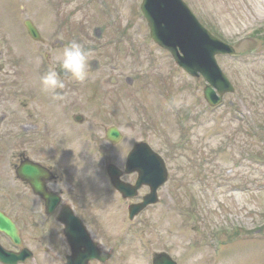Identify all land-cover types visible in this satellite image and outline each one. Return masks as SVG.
Returning a JSON list of instances; mask_svg holds the SVG:
<instances>
[{
	"label": "rangeland",
	"instance_id": "1",
	"mask_svg": "<svg viewBox=\"0 0 264 264\" xmlns=\"http://www.w3.org/2000/svg\"><path fill=\"white\" fill-rule=\"evenodd\" d=\"M185 1L195 9V12L202 13L204 17L210 19L224 38L228 39L230 36L231 42L236 41V37L240 36L245 28L252 27L256 23L258 24V22L264 20V0ZM134 2L135 0H129L127 6L124 4V9L117 16V19H114L112 25L113 29L116 31L115 35L107 28L109 34L104 33L102 36H99L94 34V31L89 28L83 39V47L88 50H93L94 47L90 44L96 46L98 49L94 51L98 53L101 52L103 53L102 55H108L110 62L113 63L111 65L125 75L136 76L137 74L138 78H144L145 81L156 80L160 75L164 77L168 76L175 86L182 85V89L179 90L180 92L189 94L194 100L195 91L192 88L189 90L184 88L183 85L185 84L183 83H186L184 79L185 74L179 70L173 73L174 69L177 67L173 64L168 55L154 45H151V48L154 49L156 53L152 54V51L146 47V44L141 42L142 39L144 40L142 23L138 22L135 31H127V22H132L133 20L131 16L134 15L132 10ZM83 9L85 12H81L80 16L86 15V20L91 14L99 19V17L93 13V2L90 6ZM49 21L50 23L52 21L51 15L49 16ZM93 24H96V22H93ZM53 31L56 32L57 30L53 29ZM73 32L75 35L78 34L75 33L74 29ZM125 37L135 40L134 44L131 45L129 40ZM108 41H112V45L107 44ZM242 47H244L243 44L237 45L238 49L243 50ZM96 52H92V56L97 55ZM263 55L264 53L257 51L253 55H249V65L240 64L235 59L226 60V58H223L220 64L230 75L231 79L239 85L240 94L242 95L241 102H239L236 107L230 108L228 105H225L212 112L206 107L203 108V106H201L204 113H207L201 121L202 125L199 127L200 130L199 128H195V124L192 120L188 122L185 121L189 131L193 134L191 141L196 144V146L209 145L217 141H222L224 138L222 132H226L227 135L234 134L236 136L235 142L230 147L229 151L217 152L215 154L217 157L216 160L208 158L212 173L211 179L217 181L219 185L220 182L223 184L220 187L213 182L210 189L200 192V195H204V198L200 200L199 205L197 204L196 209L203 215L202 217L207 221V226L209 228L220 224L225 214L226 216L235 215L236 217L242 218L246 226L256 222L264 214V162L257 161L254 163V161L249 159L251 152L256 151L257 140H255L254 137H247L245 135L244 125L233 115L241 114L243 116L244 114L242 122L246 125H253L250 114L253 116L255 110L252 109L249 99L257 95L255 92L261 90L264 86V77H260V74L264 72V63L261 61ZM90 60L94 59L90 57ZM110 74L114 75V72H110ZM91 76L96 77L99 75L95 72L89 75V77ZM252 82L255 85H253ZM107 83L103 85V89L102 86H100L103 92H110L106 85L112 88L110 84ZM191 86L192 85L189 84V87ZM148 90L147 103L145 101H141V103L147 105L148 108L157 109V99L155 100V94L157 93L156 88L152 84ZM258 95H260V93ZM259 99L264 105V99H262L261 96ZM133 101H135V99H133ZM128 103L129 102L125 100L122 102V105L126 107ZM173 105L181 108L180 102H176ZM188 106L191 108L190 110H194L193 103ZM202 108H200V110ZM246 112L248 114H246ZM168 122H172L171 117L168 118ZM238 132L242 134H238ZM148 133L149 134H144V136H146L149 142L161 152L163 148L159 134L155 133V131H148ZM257 138L260 141L263 140L260 135H258ZM161 153L164 156L163 152ZM239 159H246L248 162H239ZM194 163L195 162L189 163V159L184 160L179 157L175 160H167L171 180L164 190L166 200H168L167 196L170 195L171 186L175 188L174 184L172 185L174 176L185 177V205L189 201L187 197V188L190 189V192L193 193L194 196L197 195L200 191V187H193L190 184L188 179L189 172L186 170V165L193 166ZM182 166L185 170L179 171V167ZM177 193L183 194V190H178ZM181 207L182 205L171 207L170 211L164 215L163 221L173 225V227H179L181 217H179L177 209ZM198 218L199 215L197 213L193 217L188 214L187 210L184 213L181 232L184 230L189 220L192 221L191 226H193L192 230L186 227L184 232L186 238L195 239V237L198 238V236L201 235L202 230L196 229V220ZM138 231L137 235L141 233ZM147 233L143 235V238H147L148 236L153 237L155 235L154 228H149ZM226 235L227 234H224L218 237L221 242L219 249L216 250L219 256L216 264H264V235L259 231H250L249 235L244 236L247 237L246 239L231 240L227 238ZM209 236L212 237L211 232ZM138 239L139 237L137 236L135 239L136 245ZM195 242L198 243L199 241L197 240ZM206 248L209 247L205 246L202 249V253ZM180 251V249H177V252ZM187 264H202V262H196L195 257H190Z\"/></svg>",
	"mask_w": 264,
	"mask_h": 264
},
{
	"label": "water",
	"instance_id": "2",
	"mask_svg": "<svg viewBox=\"0 0 264 264\" xmlns=\"http://www.w3.org/2000/svg\"><path fill=\"white\" fill-rule=\"evenodd\" d=\"M142 10L149 22L152 37L162 46L169 49L189 73L201 72L212 85L224 92L229 89L228 83L218 72L213 55L217 52H228L225 45L211 37L201 27L180 0H143ZM207 97L211 95L210 87L206 88ZM141 159H147L150 165L146 175L150 178L160 166L158 160L152 159L146 149ZM138 169L144 172L139 160ZM6 223V220L0 218ZM7 225V223H6ZM77 246H74L76 252ZM77 255V254H76ZM90 257L86 254L85 258Z\"/></svg>",
	"mask_w": 264,
	"mask_h": 264
},
{
	"label": "flooded vegetation",
	"instance_id": "3",
	"mask_svg": "<svg viewBox=\"0 0 264 264\" xmlns=\"http://www.w3.org/2000/svg\"><path fill=\"white\" fill-rule=\"evenodd\" d=\"M4 95L5 92H0V108L4 109L0 113V144L2 139L3 142H5L7 145L6 155L4 159L8 162L10 173H12V162L18 161L21 156H35L36 150L40 147V145L36 147V140L40 139L42 142L45 143L47 138L41 132V130L38 129L33 120L31 121L33 123L26 124L25 120H23V114L20 115L16 112L17 109H20V106L17 107V105L15 104V98L11 97L10 99L8 96ZM31 118H33V115ZM33 130H39L40 134L34 137L27 135L28 132H31ZM9 132H19V134L16 135V137L2 138L6 133L8 134ZM16 192L18 194V202L20 203H28L37 208L39 203L41 202V200L37 198V195L36 197L32 196L31 193H29L30 190L24 186L18 185L16 188ZM73 193L77 195L79 193H82V190H75L73 191ZM40 211L43 214L42 220L40 222H46L48 216L45 215V213L41 210V203ZM22 225L28 235L31 234L33 231L32 226H37V222L34 220H32L31 222L30 220L23 219ZM32 237L35 239L34 235ZM43 253L46 257L49 258L50 264H59V262L61 263L62 261L61 258H59L58 256H54L51 252L49 253L44 251ZM41 262V255H39L37 263L40 264Z\"/></svg>",
	"mask_w": 264,
	"mask_h": 264
},
{
	"label": "clouds",
	"instance_id": "4",
	"mask_svg": "<svg viewBox=\"0 0 264 264\" xmlns=\"http://www.w3.org/2000/svg\"><path fill=\"white\" fill-rule=\"evenodd\" d=\"M92 55L78 41L68 42L55 57L54 66L40 77L41 91L55 95L58 89L65 87L64 78L85 82L89 78V59ZM49 189L56 191L52 185Z\"/></svg>",
	"mask_w": 264,
	"mask_h": 264
}]
</instances>
